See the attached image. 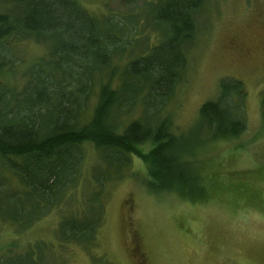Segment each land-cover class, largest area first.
<instances>
[{
	"label": "trees",
	"instance_id": "16d2710c",
	"mask_svg": "<svg viewBox=\"0 0 264 264\" xmlns=\"http://www.w3.org/2000/svg\"><path fill=\"white\" fill-rule=\"evenodd\" d=\"M206 1L145 0L135 20L96 15L79 0H0V172L15 177L25 194L0 196L3 220L21 231L56 203L74 200L76 209L57 226V244L94 248L106 194L136 155L146 165L150 192L175 191L191 200L207 195L163 114L186 70ZM146 28L155 41L146 45L145 35V48L134 53L135 36ZM25 41L45 44L46 51L18 71L17 47ZM245 102L244 83L223 77L217 98L201 104L197 126L213 137L237 136L246 127ZM261 105L264 116V93ZM136 108L139 115L130 117ZM87 145L93 165H105L102 175L92 165L89 173L81 170ZM143 145L150 148L141 152ZM13 247L0 254V264H50L43 241Z\"/></svg>",
	"mask_w": 264,
	"mask_h": 264
},
{
	"label": "rangeland",
	"instance_id": "374dc122",
	"mask_svg": "<svg viewBox=\"0 0 264 264\" xmlns=\"http://www.w3.org/2000/svg\"><path fill=\"white\" fill-rule=\"evenodd\" d=\"M144 1L79 0L96 15H126L135 20ZM138 13L141 17L144 9ZM196 17L197 32L186 50V70L163 114L170 116L171 129L179 135L181 159L198 175L207 195L191 200L175 191L150 192L143 183L148 178L146 165L139 155L132 156L130 171L106 194L94 248L75 242L61 248L57 244V226L63 213L76 209L73 200L70 205L56 203L21 231L3 220L0 206V254L10 244L24 249L43 241L50 251L44 252L50 264H60L62 259L65 264H264V0H207ZM138 34L134 53L144 47L145 35L146 45L156 37L148 28ZM17 49L21 71L46 51V45L25 41ZM223 77L244 83L246 127L237 136L213 137L197 126L199 108L217 98ZM138 115L136 108L130 117ZM149 148L140 146L141 152ZM94 157L87 145L83 172L91 165L94 170ZM104 168L95 166L100 175ZM0 178H6L1 197L6 199L18 190L24 198L15 177L1 171ZM86 187L87 194L90 186ZM79 192L77 188L78 199ZM29 211L28 207L25 213Z\"/></svg>",
	"mask_w": 264,
	"mask_h": 264
}]
</instances>
